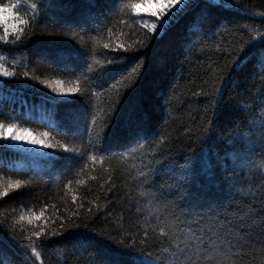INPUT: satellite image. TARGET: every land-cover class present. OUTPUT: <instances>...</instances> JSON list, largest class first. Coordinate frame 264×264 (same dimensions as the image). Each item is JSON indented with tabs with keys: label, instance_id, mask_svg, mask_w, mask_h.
<instances>
[{
	"label": "trees",
	"instance_id": "trees-1",
	"mask_svg": "<svg viewBox=\"0 0 264 264\" xmlns=\"http://www.w3.org/2000/svg\"><path fill=\"white\" fill-rule=\"evenodd\" d=\"M133 2L0 0V264H264V0Z\"/></svg>",
	"mask_w": 264,
	"mask_h": 264
},
{
	"label": "snow or ice",
	"instance_id": "snow-or-ice-1",
	"mask_svg": "<svg viewBox=\"0 0 264 264\" xmlns=\"http://www.w3.org/2000/svg\"><path fill=\"white\" fill-rule=\"evenodd\" d=\"M182 3V0H142L140 3H131L128 5L131 9V13L134 17H139L141 14H147L148 16L152 17L153 19L149 22L148 20H143L142 27L147 30L148 33L154 34L158 32L161 28L164 27L165 21L168 20V18L175 13V10L179 7V5ZM18 5L13 3L9 7L0 6V13L4 12H11L14 16V18L18 21L17 24L12 25V32H9L8 27H4L3 35H0V41H3L7 43L9 41L10 36H15V41H19L21 39V36L17 33L23 32L22 25H25L28 23V21L22 20L19 16V13L16 11ZM33 8L37 7L36 5L32 6ZM4 23H7V18L3 17ZM149 39H151V36H149ZM262 42H264V37H262ZM105 48H108V45H104ZM119 48H124V46L121 44L119 45ZM125 51H134L135 49H124ZM246 52L238 53L236 57H233V63L238 62V58L242 57ZM231 67V65L229 66ZM0 69H2V66H0ZM0 75L3 76H11L13 73L8 72L7 70H0ZM25 76H27V73H24ZM42 83L46 84L47 87H49L53 92H56L58 95H69L73 93H78L80 89L78 87H70L68 89H64L60 87L61 81L57 80L54 83H50L48 81H41ZM79 83V82H77ZM54 84L56 86H54ZM47 135V133H45ZM0 139L8 140L11 139L13 141H19V142H26L36 145H41L43 147H52L55 148L56 145L46 143L43 139H38L34 135L31 134V132L28 129H16L15 125H8L7 127L4 126L3 123H0ZM65 151H67L66 146ZM24 184V181H16L11 182L7 185V187H4L2 190H0V197H5L8 195L10 189H19ZM24 217L22 216L21 219ZM85 227H87L85 225ZM70 228H72L75 231H78L79 226L78 225H70ZM44 231L43 228L39 232H35L34 235L36 237H40L41 233ZM71 234V233H69ZM54 235H62V233H54ZM132 246H126V248L131 249ZM32 251L35 253L36 249L33 248ZM131 255V252L127 253ZM140 255H143L141 253ZM157 261L159 262V258L157 257ZM130 264H141V262L133 257L130 260Z\"/></svg>",
	"mask_w": 264,
	"mask_h": 264
},
{
	"label": "rangeland",
	"instance_id": "rangeland-1",
	"mask_svg": "<svg viewBox=\"0 0 264 264\" xmlns=\"http://www.w3.org/2000/svg\"><path fill=\"white\" fill-rule=\"evenodd\" d=\"M1 16H4V17L10 19L9 12L0 13V17ZM8 140H10L9 143H11L12 145H15V147H17V149L20 148L21 150H23L25 152L29 151L31 154H37V152L42 149V147L40 145L26 143V142L13 141L11 139H8Z\"/></svg>",
	"mask_w": 264,
	"mask_h": 264
}]
</instances>
